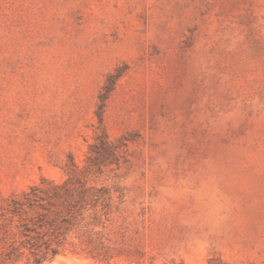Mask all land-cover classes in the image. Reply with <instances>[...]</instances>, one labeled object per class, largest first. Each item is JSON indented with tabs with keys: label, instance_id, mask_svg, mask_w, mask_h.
I'll return each mask as SVG.
<instances>
[{
	"label": "rangeland",
	"instance_id": "374dc122",
	"mask_svg": "<svg viewBox=\"0 0 264 264\" xmlns=\"http://www.w3.org/2000/svg\"><path fill=\"white\" fill-rule=\"evenodd\" d=\"M67 178L103 254L42 264H264V0H0V199Z\"/></svg>",
	"mask_w": 264,
	"mask_h": 264
},
{
	"label": "trees",
	"instance_id": "16d2710c",
	"mask_svg": "<svg viewBox=\"0 0 264 264\" xmlns=\"http://www.w3.org/2000/svg\"><path fill=\"white\" fill-rule=\"evenodd\" d=\"M113 90V82L106 84L100 96V104L96 116L99 124L105 107V101ZM101 150L109 147L105 134L98 138ZM98 144L92 145L91 152L100 153ZM107 190L103 187L88 185L79 178H67L61 183L46 179L31 186L20 196L0 199V264H42L67 252L79 254L84 252L94 257L103 253L96 248L87 249L94 243L92 236L96 224L86 231V239H82L81 227L84 212L98 208L103 214L109 210ZM76 238L79 245L85 243L86 249L81 251L69 238ZM100 238V239H99ZM99 245L103 248L99 236ZM171 264H185L180 261ZM209 264H223L220 260H210Z\"/></svg>",
	"mask_w": 264,
	"mask_h": 264
}]
</instances>
